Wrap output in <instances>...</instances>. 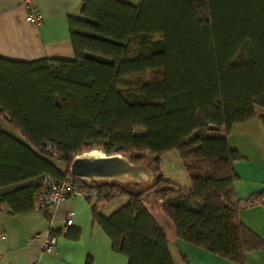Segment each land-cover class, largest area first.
I'll return each instance as SVG.
<instances>
[{
    "label": "trees",
    "instance_id": "1",
    "mask_svg": "<svg viewBox=\"0 0 264 264\" xmlns=\"http://www.w3.org/2000/svg\"><path fill=\"white\" fill-rule=\"evenodd\" d=\"M133 2L81 0L79 15L68 17L71 59L0 58V114L12 131L0 127V205L14 214L33 209L41 187L32 180L63 178L84 151L133 164L149 152L154 181L144 190L86 184L97 197L92 221L112 249L127 264H173L165 231L143 202L152 192L177 238L243 264L263 242L238 220L233 163L240 156L227 136L254 117L255 106L264 108V0ZM145 72L149 78L139 79ZM170 150L179 153L188 189L160 171L159 155ZM115 197L127 200L103 215ZM263 200L256 193L248 204Z\"/></svg>",
    "mask_w": 264,
    "mask_h": 264
},
{
    "label": "crops",
    "instance_id": "2",
    "mask_svg": "<svg viewBox=\"0 0 264 264\" xmlns=\"http://www.w3.org/2000/svg\"><path fill=\"white\" fill-rule=\"evenodd\" d=\"M125 1L134 3L133 0ZM80 4L81 0H34L41 19L32 23L25 21L26 9L18 0H0V58L9 63L73 58L68 17L79 15ZM9 63L4 65L11 67ZM254 114L248 120L233 124L227 136L229 146L240 156L233 163L237 176L233 188L239 204L238 220L263 242L260 249L245 253L243 264H264V200L248 204L252 195L264 192V127L261 119L264 108L255 106ZM0 127L12 133L2 114ZM121 198L123 205L127 199ZM153 201L154 206L146 205V208L165 231L173 264H239L177 238L172 222L160 210L159 201ZM92 203L93 200L80 196H68L57 206L46 209L49 218L36 206L14 214L6 205H0V264H30L34 261L40 264H84L88 256L92 264H127V257L115 252L101 227L93 223ZM106 205L108 203L101 206V213L106 216L118 208L104 213ZM69 211L73 212V222L64 228ZM75 229L78 237H68V230ZM46 234L56 237L54 251L50 253L40 247V238Z\"/></svg>",
    "mask_w": 264,
    "mask_h": 264
},
{
    "label": "built area",
    "instance_id": "3",
    "mask_svg": "<svg viewBox=\"0 0 264 264\" xmlns=\"http://www.w3.org/2000/svg\"><path fill=\"white\" fill-rule=\"evenodd\" d=\"M19 4L26 9V22L38 23L41 19V14L34 5V0H18ZM91 180L100 182L99 178L84 179L66 174L63 178H55L45 174L39 178L32 180L35 184H39L41 189L36 195L35 206L39 209H48L57 206L68 196H80L89 200L96 199V194L87 185H93ZM87 184V185H86ZM73 222V212L69 211L65 216L64 228H68ZM41 250L45 252H53L56 245V237L51 234H46L40 238ZM30 264H40L34 261Z\"/></svg>",
    "mask_w": 264,
    "mask_h": 264
},
{
    "label": "rangeland",
    "instance_id": "4",
    "mask_svg": "<svg viewBox=\"0 0 264 264\" xmlns=\"http://www.w3.org/2000/svg\"><path fill=\"white\" fill-rule=\"evenodd\" d=\"M149 78V73L145 72L144 74L139 76V79L146 81ZM98 151V153L104 154L99 149H94ZM90 150L84 151L79 155L87 154ZM120 155V154H119ZM141 156V161L138 163H134L143 170V172L137 175H125L117 179H102L100 182H108L113 183L121 187V189H128L132 191H142L146 188L147 184L154 181V174H153V165L152 159L153 155L149 152H141L139 153ZM78 156V155H77ZM122 156V155H121ZM127 160L130 161L129 156H123ZM51 161L58 167L60 170L64 169L63 163L56 159L52 158ZM159 168L161 173L163 174L164 178L167 180L176 183L179 187L183 189H188L190 186V178L189 175L183 165V162L179 156V153L176 150H170L163 152L159 155ZM155 199L154 194L149 192L147 196L143 198L144 204L154 206L153 200ZM123 198L115 197L112 201L103 208L104 213H107L109 210L114 209V207H120L122 205ZM155 207H152L154 209ZM117 209V208H116ZM114 211V210H113Z\"/></svg>",
    "mask_w": 264,
    "mask_h": 264
},
{
    "label": "water",
    "instance_id": "5",
    "mask_svg": "<svg viewBox=\"0 0 264 264\" xmlns=\"http://www.w3.org/2000/svg\"><path fill=\"white\" fill-rule=\"evenodd\" d=\"M69 173L84 179H117L137 175L140 168L119 154L78 155L69 164Z\"/></svg>",
    "mask_w": 264,
    "mask_h": 264
},
{
    "label": "bare ground",
    "instance_id": "6",
    "mask_svg": "<svg viewBox=\"0 0 264 264\" xmlns=\"http://www.w3.org/2000/svg\"><path fill=\"white\" fill-rule=\"evenodd\" d=\"M85 155H89V156H102L101 153H98V151L96 150H90L87 154Z\"/></svg>",
    "mask_w": 264,
    "mask_h": 264
}]
</instances>
